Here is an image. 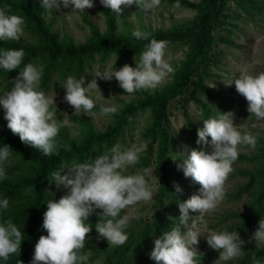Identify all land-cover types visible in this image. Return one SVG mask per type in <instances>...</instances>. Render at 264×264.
<instances>
[{"label":"trees","instance_id":"1","mask_svg":"<svg viewBox=\"0 0 264 264\" xmlns=\"http://www.w3.org/2000/svg\"><path fill=\"white\" fill-rule=\"evenodd\" d=\"M97 9L104 19L101 30L84 16L88 25V34L81 41H76L65 31L58 33L51 25L55 11L45 15L42 0H0V8L5 6L9 14H15L25 20L24 27L30 38L22 35L18 40H0V50H19L25 52L24 59L17 70L10 72L0 68V95L10 91L14 81L23 68L39 61L43 69L38 90L45 93L52 72L58 70V87L69 76L85 78V84L91 63L104 62L112 57V64L119 70L125 64L135 67L141 53L151 39L166 40L168 46L176 48L184 45L182 57L177 61L170 78L154 90H138L128 98H121L115 107L117 111L109 114L102 127L94 126L86 117L78 119L79 129L76 137L66 134L60 128L56 137L59 154L45 156L31 145L21 142L18 134H13L7 127L5 110L0 106V148L10 146L12 154L4 167L6 179L0 180V200L7 198V209L0 208V225L11 220L22 232L23 241L19 254H13L7 261L0 259V264H32L35 245L40 236L47 235L43 228L47 202H57L66 195L61 186L53 183L54 172L63 173L62 166L73 162L90 163L95 157L119 144L126 149L132 141L134 130L144 141L139 162L123 171L124 175L145 174L151 169L156 175V186L151 202V211L145 216L140 206L135 216L130 219L124 232L128 240L122 246L108 244L101 239L95 244L97 232L95 224L103 220L96 210L86 223L92 231L85 240L81 254L96 249L103 255V264H157L151 259L155 239L174 227L179 226L183 234L190 222L198 215L189 210L191 217L187 225H179L178 204L198 195L200 185L190 177L186 178L177 165L182 163V155L176 147L177 132L172 129L169 116L171 100L180 98L182 113L185 115L187 138L197 150L209 151L208 145L196 143L197 130L203 124L196 123L186 111V103L191 101L200 109L203 119H209L211 112L204 97L212 95L214 88L204 78L212 72L219 62L221 49L216 48V41L234 45L230 35L238 15L251 20L264 19V0H161L167 4H179L194 11L191 19L162 26H133L117 17L111 9L105 8L97 0ZM140 30L150 33L149 40H137L132 32ZM238 45V44H236ZM119 91L125 92L121 87ZM244 99V98H243ZM146 120L140 124V117ZM256 137L255 150L248 154L239 152L234 162L247 165L235 167L232 174L243 177L229 196L239 198L246 195L243 208L225 209L217 214L213 225L227 232L236 231L245 241L242 245L244 255L224 264H254L255 260L264 264V244H257L251 237L264 219V134ZM70 148V150H66ZM181 188L176 192L175 186ZM126 215V209L120 216ZM119 218V217H118ZM207 234L203 237L206 242ZM208 248H210L208 246ZM204 253L201 264H212L219 257L213 249Z\"/></svg>","mask_w":264,"mask_h":264},{"label":"clouds","instance_id":"2","mask_svg":"<svg viewBox=\"0 0 264 264\" xmlns=\"http://www.w3.org/2000/svg\"><path fill=\"white\" fill-rule=\"evenodd\" d=\"M117 16L123 8L135 5L148 12L155 10L161 0H99ZM71 8L73 12L83 13L94 6L93 0H42V7L47 12ZM179 7V4L176 5ZM25 20L15 14H9L7 6L0 8V40H18L23 35ZM132 35L137 40H149L150 33L134 30ZM168 41L151 39L140 55L135 67L127 64L119 70L106 69L97 72L85 86V78L76 79L69 76L63 85L64 100L75 110L91 118L95 104L87 93L96 91L100 95L97 79L111 81L113 78L119 86L131 94L138 90H154L174 72L165 60ZM25 56L23 49L0 50V68L10 72L17 70ZM43 69L26 65L14 81L10 91L0 95V106L5 110L7 127L13 134H18L21 142L31 145L45 156L58 155L56 137L60 128L67 121L58 122L55 118L57 108L54 96H46L38 90ZM238 94L248 104L247 111L257 119H264V73L253 76L247 73L234 81ZM115 107H100V115L115 113ZM220 113V112H219ZM234 123V113H220L218 118L203 121V127L197 130L198 145H208L211 138V151L191 149L186 158L177 167L182 169L186 178L190 177L200 185L199 195H192L188 200L178 204L179 225H187L190 220L189 210L204 215L214 212L225 196V184L233 171L240 146L255 148L256 137L238 130ZM66 150H70L67 148ZM142 147L133 146L123 149L121 145L113 146L110 151L95 157L90 163H76L63 175L57 171L52 174L53 183L67 189L66 195L57 202L49 200L44 213L43 228L47 235L40 236L35 245L32 264H83L87 256L81 254L85 240L92 231L88 218L100 210L102 223L95 224V230L113 246H122L128 240L124 229L133 215L120 216L122 210L153 198L145 174L124 175L123 171L139 162ZM12 154L10 146L0 148V180L6 179L4 164ZM176 192L181 188L176 185ZM9 200H0V208L7 209ZM119 217V218H118ZM201 230L207 231V224L201 221ZM200 231L188 228L183 234L180 227L163 233L155 239L151 259L157 264H201L204 253L198 251ZM251 239L257 244H264V219ZM23 236L21 230L11 221L0 225V259L7 261L11 255L19 254ZM208 246L219 252V261L227 262L244 255L242 245L245 243L236 231L211 233L206 237ZM21 264V262H20ZM254 264H261L255 260Z\"/></svg>","mask_w":264,"mask_h":264},{"label":"rangeland","instance_id":"3","mask_svg":"<svg viewBox=\"0 0 264 264\" xmlns=\"http://www.w3.org/2000/svg\"><path fill=\"white\" fill-rule=\"evenodd\" d=\"M94 6L90 9H85L83 13L76 11L73 12L71 8L65 9L61 6L59 10L54 9L55 17L52 19L51 25L58 32L62 31L70 34L76 41H81L88 34V25L84 21V16L92 21L99 29H103L104 19L101 13L98 11L97 0H93ZM50 12L45 11V15L48 16ZM194 11L190 8L179 6L176 4H167L161 2L160 6L155 10H150L148 12L142 11L136 8L135 5L123 8L119 15L127 23L133 26H162L167 27L175 23L187 21L192 18ZM118 17V16H117ZM234 26V31L230 37L235 42L234 45L226 44L220 40L216 41V48L221 49V55L217 66L212 69V72L207 75L204 80L209 85L214 88L212 95L209 97H204L207 102L211 112L208 118H218L220 113L233 112L234 113V123L237 124V128L242 134L248 133L251 135H261L264 134V119H257L253 114L247 111V101L246 99L237 93L235 89L234 81L238 79L241 74L247 73L253 76H257L260 73H264V19L255 18L251 20L245 16L238 15ZM23 35L30 38V33L23 26ZM238 44V45H236ZM185 46L180 45L176 48H172L167 45L165 49V60L170 64L172 68L175 67L177 61L182 57L183 50ZM112 57H109L104 62L95 61L91 63V69L88 71V77L85 86L93 78L96 77L97 72H103L106 69L116 70L115 66L112 64ZM33 66L39 67V61H34ZM58 70L52 72V77L48 82V87L46 88L45 95L52 97L54 96V105L57 108L56 116L58 122L67 121L63 124L61 128L66 132L67 135L71 137H76L79 129L78 119L81 117H86L94 126L102 127L108 120L107 115H100V107H116L121 98H128L131 94L126 92H121L117 87L119 83L113 78L111 81H104L97 79V84L99 85L101 95L96 91H90L87 93L90 99L94 101L95 107L93 111L96 116L91 118L81 113L79 115L75 114L74 108H72L65 100V89L63 88L64 83L67 78H64L61 86L58 87ZM75 78V77H74ZM170 78V75L165 79V83ZM161 83L160 85H162ZM159 85V86H160ZM244 98V99H243ZM181 99L175 98L171 100L170 104V124L172 129L177 132V144L176 147L179 150L183 158H186V154L189 150L194 149L186 134L185 127V115L182 113L181 109ZM187 114L195 120L196 123L203 124V117L200 114V109L196 107L191 101H188L185 105ZM220 112V113H219ZM146 117L142 115L140 117V124H143ZM133 146L144 147V141L138 136L137 130H134L132 136V141L128 143L127 148ZM126 148V149H127ZM255 148L250 146H240L239 152L248 154ZM211 151V149L209 150ZM247 164L243 162L233 163V170L235 167L246 166ZM62 175L70 170L69 165L62 166ZM233 172V171H232ZM230 173L227 182L225 184V196L218 208L203 217L198 214L188 225L194 231H200V239L198 244V251L210 249L208 246L203 244V237L207 234L213 232L219 233L223 230L214 226L213 223L216 220L217 214L225 209L243 208L246 195L240 196L239 198H233L229 196L233 188L239 184L243 177L234 175ZM145 179L148 183L149 188L154 193L156 186V175L149 169L145 174ZM61 188L67 193L62 185ZM199 195V194H198ZM152 199L148 202H141L137 205L131 206L126 209V214L133 215L137 213L140 206L141 212L148 216L151 211ZM207 224V231L201 230V221ZM253 236V235H252ZM252 238V237H251ZM103 239L96 235L95 244ZM254 240V239H252ZM83 255L87 256V260L83 264H103V255L96 249H90L86 251ZM216 258L212 264H224L225 262L219 261Z\"/></svg>","mask_w":264,"mask_h":264}]
</instances>
